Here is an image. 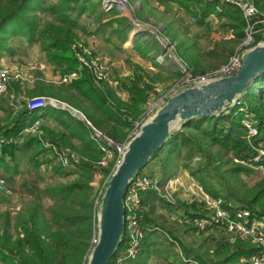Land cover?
Segmentation results:
<instances>
[{
	"label": "trees",
	"instance_id": "16d2710c",
	"mask_svg": "<svg viewBox=\"0 0 264 264\" xmlns=\"http://www.w3.org/2000/svg\"><path fill=\"white\" fill-rule=\"evenodd\" d=\"M173 1L193 16L197 25H204V21L213 15L223 21L220 27L233 31L234 42H240L245 35L247 22L242 9L235 3L227 0ZM251 1L257 8L259 16L262 15L261 18H264V0ZM95 2L96 0H0V58L5 51L10 52L12 37L25 38L27 44L33 42L41 44L46 58L59 69L62 76L73 72L77 73V76L69 82L57 84L46 80L35 81L31 95H44L73 103L97 128L116 138L120 137L122 118L128 114L122 112L120 108L125 106L124 108L130 110L131 117H138L149 100L153 87L150 80L147 82L144 78L147 73L139 70V74L134 73L130 78L118 80L117 88L108 85L101 91L94 85L90 72L85 68L79 69L78 61L70 50V43L79 38L78 32L84 34L83 36H98L109 31L110 35H114L117 42L122 44L131 28L128 18L121 15L114 17L115 9L105 11L100 3L97 5ZM44 15L49 20L40 25L39 22ZM109 16L112 18L104 21ZM261 38L256 36V42ZM105 39L110 40V37ZM20 89V86H15L13 89L10 88V91L17 95ZM74 90L90 101V105L85 106L78 98H74L72 92ZM117 90L128 93L129 104L117 100ZM240 98L243 106L254 114L256 120L258 134L251 142L246 139L245 129L241 123L243 113L239 107L231 106L218 115L194 117L182 122L179 129L169 133L164 143L138 173L144 172L143 170L150 166V173L146 174L150 178H157L159 184H163L169 178L179 176L185 171L212 196L223 198L225 207L232 209L238 206L255 214H264V176L250 187L236 186L240 174H248L255 170L233 161L234 158L248 161L256 153L255 146L261 144L264 147V73L249 84ZM111 102L114 104L117 102L116 106H112ZM46 109L29 111L24 107L16 114L5 109L10 120L7 124L0 125V136L6 139L19 136L24 127L36 118L44 116L47 111L63 126L62 132L52 131L50 137L55 140L53 142L64 143L63 138H69L68 132L70 136L78 138L79 143L66 144L82 156L88 157V160H82L72 172H66L60 163H55L52 166L55 173L73 178L43 188L34 182L30 185L24 181L22 188L29 196L23 200V207L16 212L0 208L1 264H85L90 251L89 238L94 216V202L90 198V183L95 170L92 162L99 159L102 152L89 136L83 120L65 109L53 107ZM110 120H113L114 124H111ZM26 138L23 145L0 142V168L4 171L2 176L8 182L14 179L15 172L9 169V160L15 161L16 153L22 151L28 144L38 148L32 157L36 168L42 163L49 164L54 160L53 152L44 148L39 139L29 136ZM47 152L51 156L41 162L38 156H44ZM222 164L226 165V175L234 180H228L223 175L221 180L215 182L212 180L213 171L220 169ZM1 199L0 194V204ZM45 199L52 200V203H45ZM155 200L167 205L170 211L175 210V213L179 210L190 215L203 213L195 200L188 203L178 198L171 204L160 198L154 190L144 192L142 207L145 236L139 254L131 264H147L151 256V238L161 225L155 222L153 217ZM190 210L195 212L192 213ZM149 226L157 229L149 230ZM201 232H211L216 247L215 253L221 256L218 261L209 262L195 254V259L201 264H238L241 257H248L258 250L256 244L238 237L229 236L228 239H224L220 236L224 232L223 228H206ZM170 233L174 239L178 238L173 232ZM126 243L127 234L124 230L111 260L124 249ZM184 253L190 255L186 248Z\"/></svg>",
	"mask_w": 264,
	"mask_h": 264
},
{
	"label": "rangeland",
	"instance_id": "374dc122",
	"mask_svg": "<svg viewBox=\"0 0 264 264\" xmlns=\"http://www.w3.org/2000/svg\"><path fill=\"white\" fill-rule=\"evenodd\" d=\"M157 1H159V0H157ZM234 1L239 2V4H241V6H243V5H246V7L252 6L256 10V12L258 13L257 8L255 7V5L252 3L251 0H234ZM130 2H132V1L126 0V4H125L124 8H127V7L132 8V6L129 4ZM95 3H97V5H99V3H100V6H101L100 0H96ZM101 8H102V6H101ZM112 8H118V6L113 4L109 10H111ZM240 8L242 9L243 16L245 17L246 15H244L243 8L242 7H240ZM261 17H263V16L261 15ZM248 18H250V16H248ZM250 19L251 20L249 22L252 26V36L255 38H256V36H262L264 33V18H261L262 19L261 20L255 14L254 17L250 18ZM48 20H49L48 17L46 15H44L41 17V21L39 22V24L41 25ZM80 21L82 22V20H80ZM191 21H192V23L191 24L189 23L188 30L191 34H193V37H194L196 42H200L199 39L201 41H203L202 42L203 46L205 44H208V41L211 42V38L213 37L211 32H214L215 34H217V36H219V33L217 31L219 30V28L220 29L223 28V27H220V24L223 21H221L219 19L216 20V23L214 20L211 21L212 23L210 26L209 25H197L194 17L191 18ZM206 23L207 22H205L204 24H206ZM149 26H151V25H149ZM215 26H217V28H215V31H213V29L211 30L210 27H215ZM92 28H94V27H92ZM150 29H151V31L152 30L155 31L154 35H156L160 39L161 44H163L162 45L163 51H162V54H160V56L163 55V57H168L169 59H172L174 62H177L179 65L177 71L173 75L172 74H170V75L160 74L158 72L157 73L149 72V71L143 69L141 66H139L135 63L129 62V61L126 62L127 60L123 59L124 65L130 67V69H129L130 72L126 75V71H125V73H124L125 77H123V78H130L132 75H134V73L139 74L140 73L139 70H141V71H144L147 73V75H144V78L146 79V81L150 80V83H152V86L154 88L156 85H163V86L165 85L166 86V84H167L169 86V85H172L173 83H175L177 80H179L181 77V73H180L181 65L186 67L192 73H196V74L214 71L215 68L209 69V70H204V72H200V71H203L201 69L192 68V66L190 65L191 62L189 60L190 59L189 55H186L182 51H179L178 50L179 48H177V47H171V43H173V41H171L168 37L164 36L160 32V30H158L156 28L154 29L153 27H150ZM246 29H247V25L245 27V34L247 36L249 29L247 32H246ZM223 30L228 31L227 28H224ZM221 32L224 34L223 31H221ZM221 32H220V34H221ZM78 34H79V38L73 40L70 43V50H71L73 57H74V53L72 52L73 51L72 45L79 42L80 45H82L86 48V52L88 54L92 55V58L89 60L95 61L96 63L103 66V68L105 69V74H106L107 78H109L111 80V82H105L104 84L97 85L94 82V80L92 79L94 85L101 91H104L105 87L108 85L112 86L114 88H117L119 86L118 79H119L120 73L122 71L121 70L117 71V69H116L117 68V62L111 60L98 47V45L100 43H103L104 49H106L107 53L111 54L110 52H108L109 51L108 45L112 44V45L117 46V44H119L117 42L118 41L117 38L114 35H110L109 31H106L105 33H102L101 35H98V36H83L84 34H82L81 32H78ZM106 37H110V40H106L105 39ZM91 38H93V40H94L93 42L90 41ZM24 39L25 38H22V37H12L10 39V44H11L10 52L5 51L0 58V66L4 67L8 72L6 89L0 94V113L7 114V115H5L6 117L8 116V113L5 111V109L12 110V112L15 114L18 112L20 113V111L25 107L26 101L31 96H35V95H31L32 94L31 90L34 89L35 81H44V80L52 81L54 79L55 80L54 83L57 84L59 82H69L72 78L77 76V73H75V72H73L67 76L66 75L62 76L59 72V69H57L55 67V65L52 62L48 61V59L46 58V54L42 51L43 49H42L41 44L36 43V42H33L31 44H27ZM243 39H244V37L241 39L240 42H238V45L243 41ZM216 44L218 47L214 48V53H211L213 55L201 56V57H199V59H203L206 62H212V63L222 61V63L226 64L235 52V50H234V52H232L233 48L235 46V42L232 41V39H231V41H229V40H221V41L218 40L216 42ZM230 44L233 47L229 49ZM174 46H175V44H174ZM218 48H221V50H219ZM242 50L243 49L241 47V49L236 51V52L238 53V52H241ZM224 64H222V65H224ZM78 65H79V63H78ZM120 68H121V66H120ZM79 69H81L80 65H79ZM32 78L34 79V82L32 81ZM15 84H17V85H15ZM15 86L21 87L20 92L17 95H15L14 92L10 91V88L13 89V87H15ZM72 92L74 93L73 97L78 98L80 101H82L83 105H85V106L90 105V101H88L83 96H80V94L76 90H74ZM66 103L69 104L70 106H72L77 111L81 112L83 116H85L84 113L80 109H78L77 106L75 107L73 103H68V102H66ZM124 107L125 106L121 107V111L128 113L127 116L124 117V120L126 121V123L130 124V127L128 129V134L126 137L114 138V139L119 140V141H124L125 139H127L129 137V134L131 133L132 128L134 127L133 126L134 122L136 120H138L139 117L141 116V114L143 113V111H142L141 114L138 115V117L133 118L130 116V113H129L130 110H128L127 108H124ZM86 119H88V118L86 117ZM88 120L92 123V121L90 119H88ZM110 122H111V124H114V122H112V121H110ZM179 128H180V123L177 124L176 126H174L171 131L177 130ZM40 129L43 131L44 128L42 125L40 126ZM43 133H44V131H43ZM26 135L29 136L31 134H26ZM26 135H24V136H26ZM134 135H135V133L132 136H134ZM245 137H246V130H245ZM63 140H64V143L57 144L59 147H61V146L69 147L73 152L82 156L81 154H79V152L77 150H75L74 148H72L71 146L66 144V142H71L70 140H68L67 138H63ZM15 142H17V139L15 140ZM54 142H55V140H54ZM71 143H73V142H71ZM33 148L34 149L31 153V155L28 154V152L27 153L21 152L20 154H18V156H17L18 158L16 161H11L7 157V160H9V162H8L9 164H10V162H12V164L17 165L16 169H14L15 172L13 173L14 179L11 182H8V180L5 178L7 186L12 188L15 191V193L12 196H6V195L1 194V198H2L1 199V204H2L1 209L2 208L3 209H11V210L16 212L17 210H19L20 208L23 207V200L29 196V195H27V193L22 188V183L24 181H27L28 184H30V185H32L34 182L37 186H39L40 188H43L45 186L57 184V183H60V182H63V181H66V180L73 178V176H69V177L60 176L59 174H57L53 171L52 166L55 163L56 164L60 163L59 160L56 158V156L54 157V160L51 161V163H49V164H47V163L43 164L42 163L39 168H36L34 165V162L32 160V157L35 154V152L38 150V148H35V146ZM256 148L257 147L255 146V149ZM50 156H51L50 153L47 152L44 156L39 155L38 158L41 159V162H43L44 158H48ZM82 157L85 158L86 161L88 160V157H86V156H82ZM196 158H197L196 160H198V157H196ZM97 160H94L92 162L95 170L92 174L93 177H92V180L90 183L91 184V196H90V198L94 202V206H93V210H94L93 229H92V233H91L90 238H89L90 248H91V240H92L93 236L97 233V214H98V207H99L98 204L100 202V195L104 191L105 185L107 184V182L110 178L109 176H111L110 174L113 173L112 171L114 169V168L112 169L111 164L107 167H100V166L96 165L95 162ZM233 161L235 163L242 164L244 166H247V167L255 170V171H252L248 174H245V173L240 174L238 179H237L236 186H239V187L248 186V187H250V186L254 185L255 182L260 177L264 176V172L261 171L260 168L255 164H252V163L244 161V160H238L235 158L233 159ZM59 165L61 166V163ZM63 169L66 172H72V170L67 169V167H63ZM225 170H226V165L222 164L220 166V169L213 171L214 173H213L212 180L214 182L217 181L218 179L221 180L222 175L225 178H227L228 180H234V179H232L226 175ZM143 171H144V173H150V166H147ZM1 174H3V173H1ZM178 177L185 184H189V185H192V184L197 185L198 184V182L195 179H193L192 177H190L187 172H185L184 175H179ZM182 193L184 194L185 192L183 191ZM185 195H186V197H188V199L186 200L188 203H191L194 200V197H192L190 194L185 193ZM178 198H180L179 193L176 194V196H175V202L177 201ZM222 200H223V198H222ZM45 203L51 204L52 200L45 199ZM197 206L200 208L199 210H201V212H203L205 210L199 202H197ZM235 207H238V206H234V208ZM153 217L155 219L154 221L157 223H160L161 225L158 226L159 229L156 230V232L154 233L155 235L152 237V240H151L152 241V253L150 254L151 256H150V260L148 261V264H170V263H168L169 258L173 257L175 260H177V259L180 260L181 255H184L186 258L188 257L190 259H194V261H196L198 264H201V263L198 259H195V257H194L195 254L200 255L202 258H204L205 260H208L209 262L210 261L211 262L218 261L221 258L220 255H217L215 253L216 247H215L214 241L210 235L211 232L210 233H208V232L202 233L201 231H196L195 229H192L191 227H189V225H187L183 222L182 218L175 213V210H174V212L170 211V209L167 205H164V204L158 202V200L153 201ZM184 224L186 226H188V228H185ZM170 232H173L175 234V236H177L178 238L174 239V237L171 235ZM215 234H218V233H215ZM220 236L223 237L224 239L229 238V236L224 232H222ZM179 237H181L184 240V242H182L181 238H179ZM172 239H173V241H172ZM185 248L187 250H189L190 255L187 256L184 253ZM89 253H90V251H89ZM88 256H89V254H88ZM88 256H87L86 260H88ZM131 261H133V260H131ZM85 264H87V261ZM190 264H194V263L192 262ZM238 264H247V263L239 260Z\"/></svg>",
	"mask_w": 264,
	"mask_h": 264
},
{
	"label": "built area",
	"instance_id": "2783aa9c",
	"mask_svg": "<svg viewBox=\"0 0 264 264\" xmlns=\"http://www.w3.org/2000/svg\"><path fill=\"white\" fill-rule=\"evenodd\" d=\"M235 3L243 8L245 19L247 21L248 34L244 36L243 41L237 46L233 56L229 61L214 69L211 72H204L201 74L192 73L186 67L181 65V77L172 85H156L152 89V93L143 108V113L138 120L134 122L129 137L124 141L116 140L107 135L103 130L93 125L81 112L74 109L66 102L49 96L35 95L31 96L25 104L29 111L40 110L46 106L68 110L77 118L83 120L89 130L90 137L96 142L102 152V156L95 162L100 167H107L110 164L112 169L121 161L125 153L128 143L133 137L132 135L138 132L140 126L149 119L165 102L166 100L176 94L177 92L196 85L207 83L213 79L228 76L236 73L241 66V55L246 50L252 48L258 43L264 42V33L261 40L256 42V38L252 36V26L250 18L254 15L260 18L256 10L252 7L241 6L239 2L234 0H227ZM101 6L105 11H108L113 4L117 5L120 10H123L126 0H100ZM250 16V18H248ZM262 20V19H261ZM174 47V43H171ZM241 52H236L240 50ZM74 57L77 59L81 68H86L92 75V79L97 85L111 82L105 74V69L95 61L89 60L92 58L91 54L86 52V48L79 44V42L72 45ZM158 60L163 59L162 56L157 57ZM74 75V74H73ZM8 72L4 67L0 66V94L6 89ZM148 82V81H147ZM152 85V83H150ZM153 87V86H152ZM234 106L239 107L243 113L242 126L246 130V139L251 142V139L258 134L256 120L254 115L243 106L242 99L236 98ZM41 120L36 118L31 124L22 129L19 136L10 137L6 139L0 136V142H15L18 137L26 134H31L40 140L42 146L48 149L56 156L63 167L67 169L76 170L77 166L82 160V156L73 152L69 147H59L53 141L44 137L43 131L40 129ZM255 155L249 158L247 162L257 165L261 171L264 172V148L259 144ZM113 169V171H114ZM112 171V172H113ZM112 174V173H111ZM110 174V175H111ZM110 177V176H109ZM106 186V185H105ZM154 190L157 195L171 204L175 203V196L179 191H184L194 197V200L199 202L205 209L201 215L181 214L182 220L185 224L189 225L196 231H203L206 228H223L224 233L228 236L235 238L238 237L245 241H250L252 244L258 246V250L248 257H241L240 261L247 264H264V214H255L248 209L242 207H235L229 209L224 206V200L220 197L212 196L199 184L189 185L185 184L178 176L169 178L165 183L159 184L157 178H150L146 173L140 172L133 175L128 183L126 192L124 194V230L127 234V243L123 250L114 256L108 264H123L127 261L135 260L141 249V243L145 236L144 229V210L142 207V194L146 191ZM15 191L7 186L6 179L0 174V194L12 196ZM103 193V192H102ZM102 194L100 195L101 198ZM100 203V202H99ZM99 205V204H98ZM193 213V212H192ZM149 230H156L157 227L149 226ZM97 242V233L91 240V248ZM184 262L192 261L181 255ZM198 264L196 261H192Z\"/></svg>",
	"mask_w": 264,
	"mask_h": 264
},
{
	"label": "water",
	"instance_id": "95a60500",
	"mask_svg": "<svg viewBox=\"0 0 264 264\" xmlns=\"http://www.w3.org/2000/svg\"><path fill=\"white\" fill-rule=\"evenodd\" d=\"M262 73L264 42L242 53L241 66L236 73L177 92L140 126L100 198L97 242L90 250L87 264L110 262L124 231L123 199L128 183L164 143L172 128L194 117L218 115L234 106L235 99Z\"/></svg>",
	"mask_w": 264,
	"mask_h": 264
},
{
	"label": "crops",
	"instance_id": "0c3cea01",
	"mask_svg": "<svg viewBox=\"0 0 264 264\" xmlns=\"http://www.w3.org/2000/svg\"><path fill=\"white\" fill-rule=\"evenodd\" d=\"M129 4L132 6V8H124L123 10H120L118 8H112L115 9L116 11V16L118 15H123L131 23V28L129 30L127 39L125 42L122 44H117L116 45H108L109 46V51L111 54L107 53L106 49H104L103 43H100L98 47L103 51L105 55H107L111 60L117 62V71L121 70L122 72L120 73L119 79L121 80L124 76V73L126 71V75L130 72L129 69L130 67L124 65V60H127L126 62H132L135 63L139 66H141L143 69L149 71V72H154V73H160V74H175L177 71L179 65L177 62H174L172 59H169L168 57H163L162 60H158L157 57L162 54L163 51V44H161L160 39L154 35V30L151 31L150 27H153L154 29L160 30V32L168 37L173 43L175 44L174 47L179 48V51H182L186 55H189L190 57V65L192 68H198L201 70H209V69H214L224 63L222 61L218 62H206L203 59H199L201 56H210L213 55L211 53H214V48L218 47L216 42L218 40H229L233 39L234 35L233 32L228 30L225 31L223 30L224 28L220 29L217 31L219 33V36L215 34L214 32H211L213 37L211 38V42L208 41V44H205L204 46L202 45V42L200 39V42H196L193 34H191L188 30V25L189 23L191 24V16L185 10L177 5L173 0H131ZM112 18V16L107 17L104 19V21L109 20ZM215 21L217 18L214 17L213 15H210L205 22H207L204 25H211V21ZM153 24V25H152ZM151 25V26H149ZM211 30L215 31V27H210ZM223 31L224 34L221 32ZM221 32V34H220ZM91 42H93V38L90 39ZM233 41V40H232ZM238 42H235V46L233 48V51L236 49ZM233 46L230 44V48ZM221 50V48H218ZM213 50V51H212ZM233 54V53H232ZM121 66V68H120ZM115 69V70H116ZM58 74V73H57ZM59 75V74H58ZM155 75V74H154ZM60 77V76H59ZM57 78V77H56ZM55 78V79H56ZM118 79V80H119ZM32 81L34 82V79L32 78ZM49 82H55L53 79L52 81ZM119 98V99H118ZM117 100L121 102H128V93L126 91L122 90H117ZM112 106H116L117 102L114 104V102H111ZM49 108L51 106H46L44 109ZM46 110H49V109ZM54 108V107H53ZM121 109V108H120ZM45 110V111H46ZM0 125H5L8 123L10 120V117H6L4 113H0ZM3 114V115H2ZM41 120V125L43 126V131H44V137L47 138L50 141H54L51 137L52 131H58L62 132V127L60 124L54 120V118L49 114V112L46 111V114L44 116L39 117ZM123 121H121L120 124V130H119V136L118 138H124L128 134V129L130 127V124L125 123L124 117L122 118ZM113 122V120H110ZM89 132V130H88ZM1 133V132H0ZM67 135L69 136L68 140L73 142L74 144L79 143V139L70 136V134L67 132ZM51 136V137H50ZM90 136V134H89ZM26 136H21L17 138V144L23 145L25 144V140L27 139ZM29 137L36 138L33 135H29ZM33 144H28L27 146L23 147L22 151H19L16 153V160L18 154L21 152H28V154L31 155L33 151ZM15 160V161H16ZM9 169L14 170L16 169L15 164H10L8 163ZM4 173V171L0 168V174ZM7 173V172H6ZM185 171L181 174L184 175ZM2 175V174H1ZM180 194V198L182 200H187L188 197H186L185 193L183 194L182 191L178 192ZM177 193V194H178ZM1 208V204H0ZM190 212H195L191 211ZM178 216L182 218L181 214H187V212H184L183 210H179L176 213ZM185 228H188L184 224ZM183 226V227H184ZM155 234L152 235V237ZM181 238V237H179ZM152 240V238H151ZM181 241L184 242V240L181 238ZM152 242V241H151ZM151 248H152V243H151ZM184 256V255H182ZM188 258V257H187ZM190 259V258H188ZM150 260V258H149ZM148 260V261H149ZM192 261L194 259H191ZM181 261V262H180ZM192 261L189 262H184L181 258L180 260H175L173 257L169 258L168 263L170 264H190ZM131 261H127L124 264H131ZM1 264V263H0ZM148 264V263H147Z\"/></svg>",
	"mask_w": 264,
	"mask_h": 264
}]
</instances>
